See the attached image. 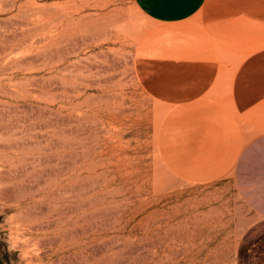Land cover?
<instances>
[{"label":"rangeland","instance_id":"rangeland-1","mask_svg":"<svg viewBox=\"0 0 264 264\" xmlns=\"http://www.w3.org/2000/svg\"><path fill=\"white\" fill-rule=\"evenodd\" d=\"M261 133L264 0H0V264H258Z\"/></svg>","mask_w":264,"mask_h":264},{"label":"crops","instance_id":"crops-1","mask_svg":"<svg viewBox=\"0 0 264 264\" xmlns=\"http://www.w3.org/2000/svg\"><path fill=\"white\" fill-rule=\"evenodd\" d=\"M233 177L242 197L256 212V219L243 235L239 249L253 251L264 264V133L254 136L240 150L233 169ZM241 254V253H240Z\"/></svg>","mask_w":264,"mask_h":264}]
</instances>
